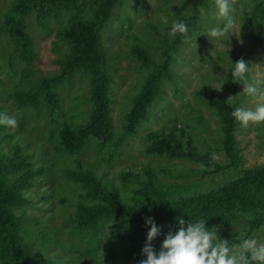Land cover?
<instances>
[{"label": "rangeland", "instance_id": "obj_1", "mask_svg": "<svg viewBox=\"0 0 264 264\" xmlns=\"http://www.w3.org/2000/svg\"><path fill=\"white\" fill-rule=\"evenodd\" d=\"M14 2L0 0V25ZM260 2L264 0H230L229 16L235 21L233 35L213 44L205 34L222 25L223 19L216 18L212 0L202 10L193 38L177 50H169L173 77L163 82L148 119L119 143L125 116L148 72L132 53L133 48L142 46L159 57L165 45L171 44L168 28L175 13L184 12L189 6L188 0H121L102 32L111 75V116L117 142L110 145L93 140L77 156L58 153L55 136L61 123H81L90 114L87 80L77 75L60 88L62 114L54 119L44 108L41 113L32 108L18 109L12 105L9 94L29 88V68L15 56L9 37L0 34V103L5 105L6 115L17 120L16 127L9 128L14 140L40 171L27 186L28 203L16 211L23 220L22 235L32 258L41 264H106L108 257L119 264L130 260L123 254L124 242L109 224H102L96 234L75 227V205L82 190L68 178L67 171L76 170L77 160L91 167L106 183L113 182L127 203L140 183L131 180L128 187H123V173L146 181V172L153 170L170 186L169 191H180L176 197L216 189L232 180L235 172L204 173L190 161L153 156L147 147L152 142L151 133L176 126L186 130L200 149L211 150L219 162L227 163L220 152V122L208 103V94L213 91L238 106H254L251 98L241 94L242 83H238L237 92L228 87L231 63L238 60L245 61L250 67L249 77L257 78L259 87L264 89V17L259 23H247ZM27 25L39 54V62L30 68L31 72L35 76L56 73L51 61L62 57L55 46L61 25L49 20L47 28H42L35 15L27 18ZM237 136L242 168L264 166V123L249 124L246 128L238 124ZM247 220L241 218L232 230L238 232L240 239L255 235L264 241V226L250 233ZM217 235L220 238L219 228Z\"/></svg>", "mask_w": 264, "mask_h": 264}, {"label": "trees", "instance_id": "obj_2", "mask_svg": "<svg viewBox=\"0 0 264 264\" xmlns=\"http://www.w3.org/2000/svg\"><path fill=\"white\" fill-rule=\"evenodd\" d=\"M212 0H188L184 12H176L174 20H183L188 26L185 35L168 39L159 57L142 46H135L137 57L147 76L134 95L132 108L126 114V124L119 143L136 131L146 121L152 104L158 98L163 82L171 80V49L177 50L193 38L201 22L202 10ZM121 0H15L8 8L0 34L9 37L15 56L29 68L31 84L9 94L12 105L18 109L32 108L54 119L62 114L60 88L69 84L75 76L85 78L90 89L91 110L87 118L79 122H63L57 129L55 149L58 153L77 156L91 141L114 144L115 127L111 116V75L103 44L102 32L114 8ZM36 16L39 25L47 28L49 20L61 26L56 32L58 53L61 58L52 60L56 73L42 72L35 76L30 68L39 62L34 40L28 31L27 18ZM264 17V3H258L250 13L247 23H259ZM65 19V23L62 22ZM170 28V27H169ZM168 28V30H169ZM238 83L228 80V87L237 92ZM208 103L220 122V152L227 163L222 164L211 150L200 149L186 130L174 126L168 130L153 132L147 152L153 156L172 160L190 161L201 167L204 173L235 172L232 180L224 185L193 195L176 197L180 191H169L170 186L159 179L153 170L146 172L147 180L132 173H123V187L136 180L140 186L133 191L130 203L120 194L112 182L106 183L91 167L77 160L76 170L67 171L68 178L82 190L76 202L75 227L96 234L102 224H109L124 242L123 254L130 259L124 264H139L145 259L141 250L145 244L147 226L151 217L161 228V235L153 241L159 251L160 244L169 229L175 230V220L207 218L206 227L221 230L220 238L230 243L238 242V232L232 230L241 218L247 217L250 233L264 226V166L242 168L243 157L237 136L238 123L230 113L234 107L224 96L211 91ZM0 114L5 105L0 103ZM29 155L9 127L0 126V264H41L32 258L23 238V220L16 211L28 203L25 196L30 181L39 174ZM186 215V216H184ZM106 264H119L113 257Z\"/></svg>", "mask_w": 264, "mask_h": 264}, {"label": "clouds", "instance_id": "obj_3", "mask_svg": "<svg viewBox=\"0 0 264 264\" xmlns=\"http://www.w3.org/2000/svg\"><path fill=\"white\" fill-rule=\"evenodd\" d=\"M229 6L230 0H214V14L217 19H223V24L206 32L205 35L213 44L233 35L231 33L234 31L235 21L229 16ZM187 32L188 26L183 20H174L168 36L175 38ZM231 64L232 81L242 83L241 94L254 102L253 107H234L230 113L231 118L242 128L249 124L264 123V89L259 87V80L249 77L250 67L245 61L238 60ZM16 125L14 116L0 114V126L15 128ZM207 221V218H195L186 222L182 216L177 217L175 230L169 229L159 251H156L152 244L161 235V228L151 217L146 218L148 230L141 250L145 259L139 264H264V241L252 235L230 243L229 240L218 238L217 227H206Z\"/></svg>", "mask_w": 264, "mask_h": 264}]
</instances>
